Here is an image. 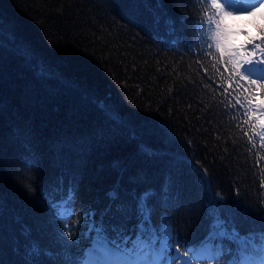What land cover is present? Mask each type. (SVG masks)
Listing matches in <instances>:
<instances>
[{"label": "trees", "instance_id": "obj_1", "mask_svg": "<svg viewBox=\"0 0 264 264\" xmlns=\"http://www.w3.org/2000/svg\"><path fill=\"white\" fill-rule=\"evenodd\" d=\"M214 11L197 0H0V264L69 259L50 201L73 184L74 258L90 245L86 213L134 235V215L105 212L114 186L128 204L155 189L153 224L166 220L181 243L206 235L215 193L242 232L264 233L260 120L228 104L201 55L196 26ZM248 22L245 55L259 58L264 15Z\"/></svg>", "mask_w": 264, "mask_h": 264}, {"label": "snow or ice", "instance_id": "obj_2", "mask_svg": "<svg viewBox=\"0 0 264 264\" xmlns=\"http://www.w3.org/2000/svg\"><path fill=\"white\" fill-rule=\"evenodd\" d=\"M197 2H203L206 8L215 9L207 20L201 19L196 26L202 38L207 41L204 45L206 52L202 51L201 55L206 54L212 58L205 72L208 73L211 69L221 81H226V87H223V84L220 86L223 87L221 95L228 104L234 108L239 104L240 109L237 111L242 114H247L245 110L247 105L253 115L260 120L261 126H264V53L259 58H255L254 54L246 56L245 46L237 48L233 43V37L239 33L230 31L225 24L227 18L237 14L264 15V0L223 2L197 0ZM243 34L248 35L246 32ZM220 61L225 62V70L229 71L226 78L219 67ZM207 78L210 81L215 80L212 75H208ZM240 82H247V86ZM237 88L246 95L237 98ZM256 93H260V96L257 97ZM259 135L264 141V133ZM206 171L204 170L205 175ZM167 183L170 184L171 180L169 179ZM259 187L264 189V179H261ZM161 191L165 196L168 195L163 186ZM107 195L111 203L105 209L106 214L115 212L125 220L133 215L136 217L134 235H128L123 224L107 226L103 221L97 222L94 213H86V231L80 235L88 237L90 245L79 257L74 258L70 250L78 247L79 240L73 243L74 234L78 231L77 226L72 223L76 201V189L73 184L67 188L61 199L50 201L53 218L61 225L58 239L64 249V255L69 257L62 264H90V255L106 257L104 264H264V240L261 239L264 233L252 230L242 232L236 218L227 211L226 202L219 193L213 194V199L208 205L210 217L208 232L190 245L187 241L181 243L173 227L166 220L158 227L153 224L154 202L157 197L155 189L148 187L139 192L129 193L131 204L122 201L121 189L118 186H114ZM260 203L264 206V197ZM24 231L28 232L27 229ZM39 249L37 242H30L28 250L34 252ZM225 257L228 259L225 260Z\"/></svg>", "mask_w": 264, "mask_h": 264}, {"label": "rangeland", "instance_id": "obj_3", "mask_svg": "<svg viewBox=\"0 0 264 264\" xmlns=\"http://www.w3.org/2000/svg\"><path fill=\"white\" fill-rule=\"evenodd\" d=\"M223 2V0H221ZM261 15L260 13H257L254 16L250 15H234L232 17H229L225 20V24L228 26L229 30L234 33H239V35H235L233 37V43L237 46V48H240L241 46H245L247 48V42L251 40L254 37L252 30V24L248 22L249 20H260L261 21ZM248 33V35H244L243 33ZM259 103V100L257 101ZM262 133H264V126H262ZM107 258L102 255H90L89 256V262L90 264H104V261Z\"/></svg>", "mask_w": 264, "mask_h": 264}]
</instances>
